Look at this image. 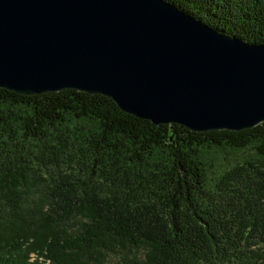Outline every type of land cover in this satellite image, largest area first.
Masks as SVG:
<instances>
[{"label":"trees","instance_id":"1","mask_svg":"<svg viewBox=\"0 0 264 264\" xmlns=\"http://www.w3.org/2000/svg\"><path fill=\"white\" fill-rule=\"evenodd\" d=\"M165 1L264 42V0ZM47 261L264 264V121L195 132L100 94L0 88V264Z\"/></svg>","mask_w":264,"mask_h":264},{"label":"water","instance_id":"2","mask_svg":"<svg viewBox=\"0 0 264 264\" xmlns=\"http://www.w3.org/2000/svg\"><path fill=\"white\" fill-rule=\"evenodd\" d=\"M0 88L75 89L195 132L264 121V42L165 0H0Z\"/></svg>","mask_w":264,"mask_h":264},{"label":"rangeland","instance_id":"3","mask_svg":"<svg viewBox=\"0 0 264 264\" xmlns=\"http://www.w3.org/2000/svg\"><path fill=\"white\" fill-rule=\"evenodd\" d=\"M248 152H252V150L248 151ZM245 154H238V153H233L231 151H227L224 152L222 154H217L215 155V159L216 161H221L224 163H234L235 160H239L242 158V156H244ZM46 264H48V261L46 262Z\"/></svg>","mask_w":264,"mask_h":264}]
</instances>
